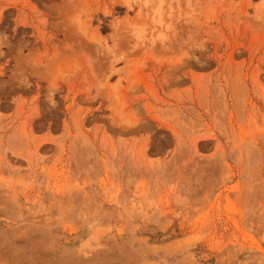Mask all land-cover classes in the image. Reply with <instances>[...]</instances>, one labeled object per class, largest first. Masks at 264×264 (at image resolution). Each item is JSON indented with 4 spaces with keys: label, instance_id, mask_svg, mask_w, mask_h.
I'll list each match as a JSON object with an SVG mask.
<instances>
[{
    "label": "rangeland",
    "instance_id": "obj_1",
    "mask_svg": "<svg viewBox=\"0 0 264 264\" xmlns=\"http://www.w3.org/2000/svg\"><path fill=\"white\" fill-rule=\"evenodd\" d=\"M0 264H264V0H0Z\"/></svg>",
    "mask_w": 264,
    "mask_h": 264
}]
</instances>
